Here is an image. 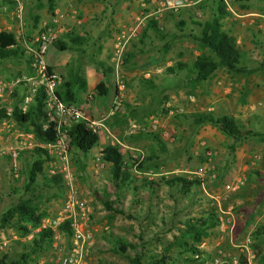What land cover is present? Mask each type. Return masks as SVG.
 Segmentation results:
<instances>
[{
	"label": "rangeland",
	"instance_id": "1",
	"mask_svg": "<svg viewBox=\"0 0 264 264\" xmlns=\"http://www.w3.org/2000/svg\"><path fill=\"white\" fill-rule=\"evenodd\" d=\"M9 1L11 4H0V31L14 35L23 55L0 61V83L4 85L0 108L7 111L30 85L37 82L25 46L33 43L50 24L38 27V12L41 14L46 10L49 14L47 0ZM228 5L230 11L224 9L227 16L221 21L222 27L234 39L241 54V65L253 70L249 74H228L218 69L204 82H191V62L196 56L208 55V52L186 36L190 32L197 34L193 23L209 18V3L205 0L176 12L178 15L183 12V16H189L191 20L190 24L182 25L184 37L171 41L169 33H161L164 41L160 45L155 39L149 41L142 30L150 19L127 43L117 73L123 83L121 107L101 124L105 122L113 126L111 145L122 150L126 162L130 163V154L135 153L134 150L141 153L143 160L137 165L141 164L140 168L137 169L132 162L128 186L117 191L109 178V166L95 160L99 155L97 145L83 158L73 150L69 152V167L77 197L91 209L87 226L94 243L89 264H128L124 256L114 253L116 240L135 246V251L125 248V255L140 252L147 261L150 255L165 254L176 260L175 264H181L187 255L176 258L175 250L166 246L178 237L183 221L206 214H214L217 223L207 231L199 249L210 257L222 249L236 256L237 260L245 258L247 264H264V243L250 238L257 226H264V218L260 217L264 211V136L261 135L264 133V0H230ZM138 13L145 12L139 10ZM173 34H178L177 28ZM152 37L156 38L155 35ZM87 45L85 54L71 49L63 52L50 50L45 52L44 61L53 63L57 57L70 55L60 73L55 71L60 81L68 72L92 65L104 69L106 77L111 79L109 85H114L116 77L108 61L112 50L99 61L97 56H91L95 54L91 43ZM164 45H167L166 49ZM155 51L158 55L156 58L154 55V63L161 66L158 73L149 72L147 65L143 64L144 59ZM177 63L184 64L185 68L177 71L174 69ZM171 67L174 73L167 74L166 68ZM146 81H150L153 87L146 86ZM80 95L75 107L82 114L94 105L101 106L108 98L106 95L88 99L83 95L81 99ZM109 104L94 115L87 112L83 115L89 120L100 121ZM17 106L22 108V101ZM196 112L229 116L238 127L258 135L233 145L209 125L194 127L188 117ZM147 135H155L160 147ZM35 142L29 131L12 120L0 122V215L20 200H29L36 213L44 214V218L54 216L62 205L65 189L61 180L57 188L38 177L31 189H23L32 161L28 151L34 148L26 145ZM118 143L136 148L125 149ZM229 146H232L231 150ZM11 151L16 153L14 158L9 155ZM254 155L258 157L252 160ZM48 162L46 157L44 172ZM200 167L205 168L202 186H193L187 193H182L178 185L166 184L176 177L188 182L198 181L192 172ZM236 177L241 179L242 185L235 188L231 182ZM104 203L109 204V210ZM114 210H120L123 215L113 213ZM59 228L50 234L48 245L45 243L35 251H31L30 241L33 230L23 236L9 226L0 229V255L13 264H49L54 254L68 246L69 237L66 238ZM21 254H27L23 262L20 261Z\"/></svg>",
	"mask_w": 264,
	"mask_h": 264
},
{
	"label": "trees",
	"instance_id": "2",
	"mask_svg": "<svg viewBox=\"0 0 264 264\" xmlns=\"http://www.w3.org/2000/svg\"><path fill=\"white\" fill-rule=\"evenodd\" d=\"M209 3V18L201 23L193 25L197 28V34H188L186 37L196 42V44L208 52V55L200 54L195 57L191 62L190 74L192 75L191 82L200 83L207 80V78L216 70L222 69L228 74H249L253 70H247L241 65V54L239 53L234 39L225 31L222 27V20L227 16L224 6L220 0H205ZM248 1V0H238ZM37 2V1H36ZM53 0H47V11L51 15L53 11ZM198 3V2H197ZM0 4H11L9 0H0ZM37 20V17H34ZM151 27L154 28L153 22L149 21ZM182 23H178L176 28L179 34H172L169 36L171 41L184 37L181 31ZM66 41V42H65ZM85 39L80 38L74 34L67 33L64 35V41L56 40L52 46L56 51L63 52L69 50V46L79 48ZM164 49L167 45L163 46ZM23 52L16 44L13 34L5 31H0V61L11 58L22 57ZM29 60V59H28ZM101 66V64H95ZM177 71L185 68L184 64L177 63L174 66ZM49 72L50 69L46 68ZM167 74H173V68H166ZM146 86L152 88L150 81H146ZM85 91V82L78 75L77 72H68L66 78L57 85L54 95L64 105L75 106L79 101V95ZM107 89L103 83L99 82L93 89V97L104 98L106 96ZM14 96V95H13ZM23 97V96H22ZM22 97L15 102L12 106L9 115L5 113L4 108H0V122L3 120H12L19 127H23L25 130L33 136L36 142L46 143L54 139V132L52 125L47 123L45 111H44V96L41 90L37 91L34 95L32 102L26 106L24 110H21L18 103H21ZM190 123L194 127L201 125H209L215 128L231 143H242L250 138L256 137L258 134L250 130H244L234 122V120L225 115L215 116L212 112H196L192 113L188 117ZM46 127L43 129V127ZM70 150H73L75 154L81 157L87 155L89 151L97 145L98 136L93 134L85 123H77L73 125L68 132ZM264 136V133L261 134ZM150 141L157 144L158 148L161 143L155 135H147ZM229 150L232 146L228 147ZM29 157L32 161L28 167L26 174V183L23 189L26 191L31 189L35 185L36 179L39 177L45 184H50L59 188L60 177L47 176L44 172V160L46 155L43 150L34 147L28 151ZM99 160L109 166V178L115 190L120 191L127 187L131 179L130 169L132 167V161L126 162L119 151V148L115 145L107 144L102 147L99 152ZM141 165V164H140ZM137 166V169L140 168ZM167 185H178L182 193H187L193 186H198V181L188 182L179 177L172 178ZM151 186L152 183L149 182ZM106 209L109 210V204L104 203ZM113 213L123 215L120 210H114ZM128 217V216H127ZM44 219V214L36 213L35 208L32 206L29 200H20L16 204L11 205L0 215V229L5 227H12L21 235L26 236L31 230L38 227L40 220ZM217 223L214 214H206L203 217L187 219L183 221L180 233L177 238L167 244L166 247L173 248L176 258L186 254L181 264H206L211 257L199 249L202 240L207 236V231L212 229ZM60 231L68 238L69 231L62 225ZM50 231L41 230L37 234H34L31 238V251H35L45 243L50 242ZM252 241L264 243V226H257L250 234ZM125 248L135 251V246L130 244H124L119 240L115 241L114 253L125 257L128 264H166L169 262L175 264L176 260L170 259V256L165 254L155 256H148L147 261L145 256L140 252H133L132 256L125 255ZM27 254L20 255V261H24ZM169 257V258H168ZM264 262V254L262 257ZM0 264H13L8 262L5 257L0 255ZM180 264V263H179ZM237 264H247L245 258L240 257L237 260Z\"/></svg>",
	"mask_w": 264,
	"mask_h": 264
},
{
	"label": "built area",
	"instance_id": "3",
	"mask_svg": "<svg viewBox=\"0 0 264 264\" xmlns=\"http://www.w3.org/2000/svg\"><path fill=\"white\" fill-rule=\"evenodd\" d=\"M152 1L155 7L151 11L140 13L136 18V24L126 32L121 33L118 42L112 48L108 61L116 80L113 85L112 99L100 121L89 120L75 106L64 105L54 95L55 89L60 83V78L56 73L46 71L48 67L44 61V54L47 48L57 39L58 29L56 30L52 27V25L56 24V21L52 19V22L44 27L43 32L37 36L35 41L25 46V52L30 61V69L37 76V82L30 85L27 92L23 95L21 110H24L32 102L37 91L41 90L44 96L46 120L47 123L52 125L54 132L52 141L46 143L35 142L33 145L27 144L26 146L43 150L49 159L45 166L46 175L50 177L58 175L65 189L62 205L57 213L52 217L40 220L38 227L33 230V234H37L41 230H48L52 233L64 225L69 231L67 249L54 254L49 264H89V253L94 243L93 235L87 226L91 209L84 201L78 199L69 167V129L77 123H85L91 132L97 135L101 122L112 118L121 107L123 83L117 78V73L122 66L123 53L127 43L136 37L140 28L145 27L147 20H157L163 13H176L183 8L196 4L186 0ZM220 1L224 9L230 11L228 5L230 0ZM3 93L4 85L0 83V98ZM5 113L9 115L10 111L5 110ZM45 128L44 126L43 129ZM134 151L135 153L130 154V159L134 162V166H137L143 160V156L140 152ZM9 155L14 158L16 153L11 151ZM257 157L256 155L252 156V160L257 159ZM95 160L100 161L99 155ZM192 175L198 180L199 185L202 186L205 168H198L192 172ZM240 185H242V181L239 177L234 178L233 182H231L232 187L236 188ZM261 217L262 219L264 218V211ZM206 264H237V257L222 249H218Z\"/></svg>",
	"mask_w": 264,
	"mask_h": 264
},
{
	"label": "crops",
	"instance_id": "4",
	"mask_svg": "<svg viewBox=\"0 0 264 264\" xmlns=\"http://www.w3.org/2000/svg\"><path fill=\"white\" fill-rule=\"evenodd\" d=\"M198 1L200 0H195L193 2L196 3ZM52 6L53 11L51 15H47L45 12L46 10H43L41 14L38 12V27L52 22V19L55 20L56 24L52 25V27L56 30L58 29L57 40L64 41V35L67 33H71L83 38L85 39V42L79 48L69 46V50L71 49L72 52L85 54L84 49L85 47L86 49L89 47L87 43L90 42V47L95 51V54L90 55L94 58L97 56L99 61L106 58L104 55L112 50V48L118 42L121 33L126 32L129 28L136 24V18L139 14V10L146 13L155 7L152 0H53ZM182 13L183 12L179 13V15L178 13H163V15L158 18L157 21L150 20L153 22L152 26H154V28L151 27V24H147L145 29L142 30V34L148 35L147 39L149 41L150 38L155 39L156 43L160 45L162 41H164L162 39L163 35H161V33H169V35H172L175 32L178 23H182L184 26L190 24V17H185ZM181 31L183 32V30ZM154 35L156 38L152 37ZM50 50H55L52 45L47 48L46 52ZM154 55L156 58L158 52L155 54L151 53L146 59H144L143 64L147 65V70L149 72L158 73L161 70V66H157L154 63ZM69 58L70 55L67 58L57 57L53 63L45 60V64L54 73L55 71L60 73V70L62 69L61 66L65 65ZM106 60H108V58ZM94 67L95 66L88 65L84 66V68L76 69V72L80 74V77L85 82V91L81 93V99H83V95H87L88 99H94L93 95H90L89 93H93L94 87L99 82L103 83L107 89L106 95H108V98L107 100H103V107L102 104L101 106L94 105L88 110L84 111L85 114L87 112L91 113L92 115H94V113H98L109 104L110 98L114 91L113 85H109L111 79L106 77L104 69ZM108 72L110 73V70ZM100 128V135L98 136L97 142L99 152L103 146L112 144V141L114 140V132L112 130L113 126H110L109 123L106 124L103 122ZM109 129L111 132H109ZM118 144L129 150L136 148L134 145ZM93 149H91V151ZM120 152H122L121 149Z\"/></svg>",
	"mask_w": 264,
	"mask_h": 264
}]
</instances>
